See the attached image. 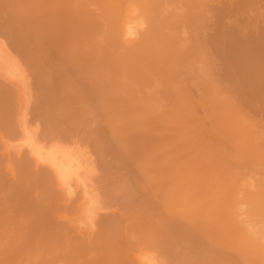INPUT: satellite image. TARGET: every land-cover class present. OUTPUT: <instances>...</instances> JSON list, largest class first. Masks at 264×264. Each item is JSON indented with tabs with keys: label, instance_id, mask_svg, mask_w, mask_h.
Returning a JSON list of instances; mask_svg holds the SVG:
<instances>
[{
	"label": "bare ground",
	"instance_id": "bare-ground-1",
	"mask_svg": "<svg viewBox=\"0 0 264 264\" xmlns=\"http://www.w3.org/2000/svg\"><path fill=\"white\" fill-rule=\"evenodd\" d=\"M27 1L30 2V0ZM203 1L204 2L210 1L209 2L210 5L211 3L213 5L215 2H217L219 5L214 4L213 6L218 5L217 6L218 8L213 9V6H211L212 8L210 7V10L212 9V11L213 10L218 11L221 14L223 13L222 11L227 7V6H223V4L221 5V2L220 1L218 2V0L216 1L213 0L212 1L211 0H202V1L200 0H32L31 2H35V4L34 3L30 4L31 2L30 3L27 2L25 6H27L28 8L26 7L22 8L21 6L18 7L19 8L18 10L17 7L15 8L16 9L15 12L18 11L17 13H15L18 14L16 15V17L22 14L21 16L23 17L24 16H27L26 18L30 17L28 18V20L31 19L30 21H32V18L35 19V21L33 20L34 21L33 23L37 25V31L35 29L32 30L33 32L32 31L31 32L32 33H34V31L37 32L34 33V36L35 34L37 35L36 37L37 44L41 43L43 38V33L45 32V29H47L45 33L47 34L50 33V34L48 35V37L44 39L45 42L47 41L49 42L46 43V45L48 46L50 44L49 46H52L53 44L52 46L53 48L51 47V50L54 51L55 49L56 55L61 56L60 59L62 58V62H60L59 64V61H57L59 58L56 57V55L54 54L55 52L54 53L52 51H50L51 53L48 52L49 54L52 55V56L50 55L51 57L49 56L51 58V63L55 64L57 62L58 64V66L57 64L55 65V69H54V72L57 71L59 72V73L57 72L58 76L56 75V73H51V71L49 72L47 71L48 74L50 73L52 74L54 78L53 79L51 75L48 78L47 73H45L47 76L43 75V73L46 72L44 70L46 69L50 70L48 69V67L49 65H51V63L44 61V59H46V57L45 58L43 57L44 55L41 57L40 55L35 56L36 57L35 59H38L36 60V62L38 63L37 68L39 70L41 68V70L39 71L40 78L43 77L42 79L46 80L47 82L48 79H51V82L54 80L52 84L49 81L51 87L47 84V86L51 88V91L48 90L47 93L50 92L49 94L53 95L55 99L56 98L60 99L59 103L57 99H56L57 102L55 101L56 105L58 104L57 107L55 105V107L58 108V109L55 108L56 109L55 114L58 117L54 115V119H56V121L59 120L58 121L59 123L60 122L59 113L63 115L62 112H64L66 115L67 110L70 109L71 111H68V116L71 115L70 114L71 112L72 114L77 112L78 113L80 112L79 114H81V111L83 115L84 110L87 111L90 116L92 112H90L89 109H91V111H93L94 109V111H96V114L94 113L95 115L93 117L89 118L87 117L88 113L87 114L85 113V115L87 116L83 115V117L84 119L87 117L86 120H83L82 115L78 116L80 117L79 120L78 117H75L76 114L73 115L74 116L73 118L74 120H76L77 123L78 121H80L78 125H80V123L84 121L86 123H91V124L94 123L102 124L101 122H103V124L108 126L110 132L113 130L112 131L113 133L115 132L114 129H119L118 127L120 126L119 129L120 131L118 132L122 133V130L124 129L123 133L125 132L124 134L128 136V137L126 136L128 143L130 144L132 143L133 146L137 144V146H134L136 147V149L132 148L133 147L132 146L130 150H126L125 152H123L122 150L121 151L115 150L114 152L117 154L122 153V155H125L127 158L129 157L128 159L133 158L134 155H136V157L138 156L139 158H144L143 160L146 161L144 167H142L143 169L142 171L144 172L142 173L145 174V176L147 177L148 194L152 195V196L149 195L150 204L152 208L150 209L149 212L150 214L149 218L147 217L148 219L138 220V221L137 219H135L134 222L132 223L124 222V224L122 223L121 226L119 223V226L123 228L122 229L123 232L121 231L122 232L121 234L120 231H118L119 227L117 226L116 228H113L114 230L118 229L117 231L120 233L118 236L120 237L118 239L114 231L112 233L113 235H115L114 238H116L117 240L116 239L114 240L113 237H110L112 241L108 239L109 237L103 238L98 236L94 240L95 237L93 238L92 236H91L92 238L87 239V237L85 238V236L82 238L80 234L79 235L75 234L76 237L77 236L81 237V238L78 237L80 238V240L76 238L78 242L80 241V243H78L74 238L75 235L73 234L74 233L73 230L72 233H70L71 231L67 232V229L65 227L66 225L62 227L63 228L62 230L58 228V230L60 231L58 230L57 231L60 232L58 233L60 236L61 235L63 236V234H61L62 232L65 234V236L66 235L67 237L69 236V240L72 238L69 241L67 237L65 238L63 237L64 238L63 240L65 241L64 245L65 246L67 245L66 249H69L68 246L69 243L68 244L66 243L68 241L71 243V245L69 244L70 248L75 249V250L72 249L73 251H76L74 253L78 254V252L79 253L81 252L78 255L81 254L83 255L84 253L83 256L81 255V258L84 257V259L80 260V262L83 260L87 262L83 261L82 264H134L135 262L133 263V261L134 260L136 261L134 257L136 256L135 253L137 250L140 252L148 251V250L155 252L154 250H158V252H161L159 253L160 255H164V257L168 261L173 260L174 264H176V262L177 264H181V263L182 264H264V253L259 252L258 250L260 241L257 238V236L251 233L252 229L245 220L244 217L245 209H243L242 207L243 205H246L245 203L242 205L243 202H248L250 208L253 211L258 212L264 210V72H263L264 68L262 67V69L261 68L259 69L260 66L258 65V63L257 65L259 67L255 64L251 65V67L248 65L250 69L246 67L247 65L244 64L243 58H245L244 56L247 53L246 51L247 48L249 49V47H247L248 45H246V48L244 49L245 55L242 57L240 55H242L243 51L241 49L243 48H240L241 52H239L238 50H236L237 46L235 45L236 48L233 50L234 47H232L233 46L232 44L228 47L229 49L228 50L226 49L227 47L225 46V44L221 43L224 45L222 46L223 48H225V50H228L232 54L234 52L233 55L231 54L232 60L237 61L236 58H238L239 56L241 57L244 65V67L243 65H241V67L243 69L247 68L246 69L247 72L245 71L246 73H242V71L244 72V70H241V67H239L241 63H238V69L241 71L239 72V70L236 69L239 73L235 71L233 65H232L233 68H231L229 66L230 64L228 63V65L225 64V67L223 65L221 66L224 69L222 68L223 75L220 74L221 71H219V69L217 68L218 66L216 65L217 67H215V64H213L216 62V60L214 62L213 61L214 59H212V57L216 55L215 53H217L218 51L217 49H219V46L217 48L216 45H218L220 43V39L222 41L223 38V34L220 33L222 35V37L220 38V36H218L219 34L216 33L217 34L216 35L215 32L217 31V29L218 32L224 31V29L223 31H219L220 28L221 29L223 28L222 25H220V23L222 24V22L224 21L222 19L221 20L222 22H220L219 24L215 23L216 26L218 25V27L220 25V28L215 27V25H213V29L215 27L216 31L215 32L212 31V33L210 32L209 34L211 35L214 34V35L211 37L210 35H207V37L209 36V39H205L206 36H204L205 38L202 36L204 33L201 35L200 34L201 31L197 28H199L198 26L201 25L203 26L204 25L203 21L205 22V20H207V22L210 20L212 21V16L210 17L209 13H207L208 9H204L207 12L203 11L202 8H205V6H207V4L206 5L205 3L203 4ZM237 1L240 2L239 0H236L235 2L236 4ZM246 1L247 0L242 1V4L246 3ZM251 1L253 0H250L249 2ZM257 1L255 2L256 4L255 3L252 4L257 6L258 3ZM199 2L202 3L200 4ZM232 2L234 3V0H232ZM176 3H178L179 5L178 4L176 5ZM235 3L233 4V6L235 5ZM133 4L134 5L137 4L136 5L137 7H133ZM173 4H175L176 8L178 6L182 9L180 8L176 9L174 7L171 10L168 9L167 11L166 9L164 11L163 8H167L170 5L172 6ZM199 4L201 6L202 5L205 6L201 7ZM30 5L32 6V8ZM131 5L133 8H137V9L139 6V8L141 9V14L146 13L151 17L150 19V17L148 16V20H150L151 22L150 25H149V21L143 22L145 23V25L148 24L147 26L144 25L145 29L143 28H142L143 30L141 29V31L143 32L140 31L139 33L135 30H132L130 25L129 27L127 26L128 30H126V27L123 26L124 19H122V14L125 13L123 11H125L128 8L130 9L129 6ZM196 5L199 6L198 8L200 10H202L201 13L203 14L205 13L204 15H206V17L210 20H208L207 18H203V14L201 13H200L201 17L200 14L197 15L199 17L196 16L193 17L194 13L197 11L196 9H198ZM238 5H236L237 8L239 7ZM220 6L223 7L224 9L221 10ZM236 6H234L235 9H233L234 7L230 8L232 9V12H230L231 16L232 15L234 16L235 14L234 11L237 10ZM194 7L195 10L193 9ZM6 8L10 9L8 7ZM20 9H24V10L30 9V10L29 11L27 10V12H24V10H22L23 13L20 12L21 13L20 14L19 13ZM178 9L181 11H179ZM142 10H144V12H142ZM210 10L209 12H211ZM227 11H231V10L228 9ZM153 12L155 14H153ZM224 12L225 15L227 12L226 11ZM11 13L13 14L14 12ZM215 13H213L214 15L213 18H215ZM219 13L216 14L217 17L218 18L220 17V19L223 18V16L220 15ZM124 15L125 14H123V16ZM227 15L226 18L229 16ZM144 16L145 14L143 15V21H146L147 15L146 18ZM256 16L263 17L261 13L260 15L258 14ZM23 17L21 18L19 16L18 19L20 18L22 20ZM129 17H134V16L132 15ZM237 17L238 16H236L235 18L237 19ZM226 18L224 20H226ZM253 18L258 21V19L255 16ZM125 20L127 21V17L125 18ZM216 20L217 18L213 21L218 23V21ZM211 21L210 23H212ZM237 21L241 22V19L240 20L237 19L235 20V22L232 23L230 22V24L228 23V25H230V30L227 31L232 33L231 28L240 23V22L238 23ZM208 24L209 22L206 24V26L211 25ZM31 26L33 25L31 24ZM141 26L143 27V25ZM241 26H237V27L240 28ZM180 27H185L186 30L184 31L183 36H185V39H187V43L189 41L188 44L182 43L184 44L183 46L185 47H182L180 42L181 40L177 39L180 38L178 36H181V34H179L181 32L179 31L177 32L178 30L177 28L181 30ZM228 27L225 28V30L229 29ZM209 28L210 27H208V29ZM32 29H34V26L32 27ZM236 29L238 28L235 27V30L233 29L235 31V32L233 31L234 34L237 33L239 30L240 32H242L241 29L237 30L236 32ZM47 31L50 32L48 33ZM227 31H226L227 35H225L224 32V37L225 36L228 37V35L230 34ZM240 32L238 33L242 35V33ZM19 34H21L22 36V31L19 32ZM234 34L233 37L236 36V34L235 35ZM215 35L217 36V38H219L218 40H216L217 38H214L216 37ZM230 37H232V35ZM236 37L234 38L236 39ZM210 38L212 40V43L215 41L213 47L214 51L217 50L215 53L213 52V50H210L211 47L208 46L207 42L210 41ZM241 38L236 40H239V42L242 40L244 41L245 38L243 37L242 40ZM185 39L184 42H186ZM177 40H180L178 41V44H177ZM233 41L235 43V40ZM243 41L241 42V44L244 43ZM252 41L254 42V40ZM226 44H231V43L226 42ZM46 45H44L43 43L42 45L40 44L41 49L39 48L38 45L34 47L36 48L38 47L37 49L38 50L40 49L39 52L40 53L42 52L41 54H43L44 50L43 51L41 50L43 49V47L47 48ZM258 45H259L258 48H260V44ZM239 46L240 45H238V47ZM255 46H257V44L251 47L252 53L257 52L255 50L254 51L252 50L253 48H255ZM262 46L264 47V45ZM263 47L262 49L260 48L261 50L259 49L260 51H262V53L264 52ZM258 48L256 50H258ZM48 49L46 50L48 51ZM231 49L233 51H230ZM211 51L212 53L215 54V55L213 54L212 57H211L212 54ZM199 53H201L200 55L203 59L200 58V60L198 61L197 59H199V57L193 55L195 54L198 55ZM236 53L237 56L239 54L238 57H235ZM249 54L251 56L250 57L251 59L247 57L249 56ZM257 54L259 53L257 52ZM257 54H255L256 56L254 57V54L251 55V52L248 53L246 55L247 61L244 59L245 62H247V64L249 63L252 64V62L255 63V61L257 60L256 57L260 56V54L259 55ZM54 56L56 59H54ZM253 57L255 61L253 60ZM262 57L263 55L261 54L260 60L262 59ZM39 58H42L43 60ZM175 58H177L178 60L177 59L175 60ZM190 58L192 59L195 58V61L199 62V64L198 63L194 64L193 61L190 65L192 67H190L188 65L189 62L187 61V60L190 61L191 60ZM257 58H258L257 61H259V57ZM49 59L46 60L50 61ZM226 59L225 61H228ZM239 60L240 59L238 58L237 62H241ZM38 61H44L45 63H49V65L47 66L45 64L44 65L41 64L42 65L41 66L39 64L44 62L39 63ZM201 62L204 63L205 68L208 66L206 64L212 65V69L211 66H208V68H206L207 70L204 71L205 68L203 65H201L202 64ZM61 64H63L61 67L64 69L62 70V75L60 74L61 72L60 69H62L60 68ZM192 64H194V66ZM221 64H223V62ZM195 66L197 67L202 66L200 67V70L203 71L200 72H202L204 75L201 74V77L198 76L196 77L198 68L196 67L195 69ZM43 67H45L46 69ZM49 68L53 70L54 67L53 65H51ZM58 68L59 70H57ZM41 72L43 73L40 74ZM237 74L238 75L240 74L239 77ZM55 75L57 76L56 78L54 77ZM218 75H221L222 77L223 76L225 77L226 75L227 80L228 77L229 80L231 79L235 80L234 84L233 83H231L233 85L227 84L228 86L222 85L220 83L222 80ZM241 75H243V77H240ZM203 76L205 77L202 78ZM196 78L197 79L199 78V80H197ZM41 83L44 84L43 81ZM243 85L246 87H243ZM49 87L46 88L49 89ZM4 88L5 87H3L2 89ZM246 88H248V90ZM195 91H198L199 95H197ZM0 96L1 98L6 96L8 97L6 93L5 95L0 94ZM12 99L14 100V97ZM165 99H167L168 101L164 102ZM49 101L50 100H48V102ZM63 105L66 108L64 107L63 109L60 108ZM68 106L70 107V109L67 108ZM39 108L40 107L38 106V109ZM57 110L58 111L60 110L61 112L59 111L58 113ZM201 111L204 113L202 114ZM4 112H6V110H4ZM65 115L61 116L60 118L65 119L66 118ZM2 117H0V121ZM55 117H57L58 120ZM48 118L51 119L53 118V116H50ZM69 118H66V123L68 124H65L64 122L65 120H63L64 123H60V125H55L57 124V122L55 123L54 120L51 119L53 120L52 122L55 123L54 124L55 127L58 126L59 129L57 127L58 129L57 130L52 124V126H50L49 128V131L52 130L53 128H54L53 131L56 129L57 131L56 130L54 131L55 138H57V140L59 141H61L59 138L63 139L64 136H65L64 139H67L68 137L69 140L70 138L72 140L74 137H76L75 135L73 136L71 132L70 134L68 129L65 130V128H62L64 126L61 127L62 124L63 125L65 124V127L67 125L68 126L73 124L77 125V123L73 120L72 116H71V120L67 122V119ZM72 120L74 121V123ZM2 124L5 125V123L0 122V127ZM121 127H123L122 130ZM185 127L188 131L185 129ZM0 130L2 131L1 128ZM53 131L52 133L48 132L51 133V136L48 135L49 139L53 137L52 136L54 135ZM101 132L97 134L100 136L102 135ZM4 136L5 135H3V137ZM56 136L58 137L60 136V137L58 138ZM55 138H51V139H55ZM134 141L135 144H133ZM53 151L51 152L52 154H54ZM55 154L57 153L55 152ZM69 158H71L70 155ZM43 160H45V158ZM57 161L56 158H53L52 164L56 166ZM62 163L65 162L63 161ZM19 164H21V162ZM73 168H77V166L75 167L73 165ZM9 170L10 172H12L13 168L10 167ZM66 171L67 168L65 169V173L68 172L70 174L71 172V170H68L67 172ZM12 174L14 175L15 171ZM55 174H56L55 176L57 177L58 176L57 173ZM35 175L34 178L30 176H28V178L29 177L31 179L33 178L34 181H36L35 179L38 176L37 179L40 180L43 179V181L41 180L42 183L47 182L45 176L41 175L39 178V175L37 174ZM18 176L20 177L18 178ZM64 176L62 175L61 178H63ZM13 177L15 178V175ZM21 177L23 178L21 174L16 175V178H18V180L20 179L22 180ZM18 180H14V181H18ZM4 181L6 182V179ZM12 184L17 185L16 182ZM35 189L37 190L36 187ZM52 195L53 194L51 193V196ZM10 196L7 195V197ZM7 197L5 196L6 200L8 201ZM13 197L14 196H11L12 200ZM37 198L39 199V197ZM117 199L119 198L117 197ZM47 200L49 199L47 198ZM116 200L114 199L113 203H115ZM20 202L21 201L18 202L19 205L17 206H20ZM116 203L123 204L124 207L121 208L122 209L125 208L126 210L128 208L130 209L131 208L130 206L133 205V203L130 200H127L126 198L119 199L116 201ZM37 204L39 205L40 203ZM62 204H64L67 207L68 204L70 203H68L67 201V204L65 203ZM23 205L24 203L23 204L21 203V207ZM56 205H49L50 207L49 208L47 206V203L46 204L44 203V206L48 207L46 208L47 210L45 212L48 213L49 210L53 212L56 210H63L65 207L64 206L63 209H61L62 206H58L59 204ZM6 206H8V204ZM39 206L36 205V207H39L41 211L45 210L43 203L40 204ZM51 206H54L53 207L54 209L51 208ZM18 208L20 210V207ZM156 209L163 210L161 213L157 214L158 217H154V215L157 216L156 213H153V211H155ZM65 213L66 211L64 212V214ZM120 213L119 215L122 216L123 215L122 211H120ZM64 214L63 215L61 214L59 218L65 219L66 215ZM38 215H40V213ZM105 215L106 212L101 214V216H99V219L102 224L105 221ZM55 218L57 219V217ZM40 219L42 220V218ZM116 220H117V215L116 213L112 212L108 221L116 222ZM98 223L100 224V222ZM67 233H70L71 235L70 234L68 235ZM58 234L57 236H59ZM60 236L57 237L59 240H60ZM21 237L22 235L20 236V238ZM81 239L83 240V242H81ZM84 239L85 240L87 239V242L84 241ZM9 241L11 240L8 239V242ZM24 242L25 240L23 241V243ZM23 243L19 246H23L24 245ZM13 245L15 244L13 243ZM27 246H29V244H27ZM27 246L25 244V246H23L21 249L17 246L19 248L18 250L16 249L17 247L14 248L12 246L13 247L12 249V247L10 248L8 245L6 246L5 244L6 247L4 248L5 252L8 247L9 252L10 253L12 252V254L7 253L8 255H6L5 252L4 255L1 254L2 260L0 259V264H11V263L14 264L11 261L14 259L15 255H18V253L20 254V252L24 251V249ZM39 249L41 250V248ZM66 249L65 247H63L62 250L66 251ZM0 251H2L1 248ZM16 251L19 252L16 253ZM56 251L57 250H55V252L53 253L51 252L52 253L51 256L49 254L51 258L48 256L49 259L45 261V264L47 262L49 263L50 261L58 262L59 259H60L59 261H62L64 257H66V260L64 259L65 261H69L67 264H77L75 263V261H77L74 260L75 258H71V259L69 258L70 260H67L68 254L66 252L70 253V251L67 250L65 252L66 254L64 252L62 253L60 250H58L57 252ZM90 252H92L91 254L95 252L94 257L92 256L93 258H91V260L90 258L88 259L85 256V254H87V256L91 255ZM54 253L56 254L54 255ZM64 254L67 256H64ZM146 254L145 256H147ZM78 255H76L77 258L80 257ZM3 256L6 257L3 258ZM69 256H72V253L69 254ZM76 256L74 254L73 257ZM137 256L139 255L137 254ZM142 256H144V254ZM164 257L162 258L165 259ZM15 258L18 257L16 256ZM44 258L46 259L47 257ZM21 259H22L21 261L24 262L23 258ZM29 260L30 259L28 258V261ZM64 260L63 262H65ZM21 261L19 263L17 261L16 264L25 263V262L22 263ZM163 261L165 262V260ZM36 262L33 264H36ZM166 263L167 262H165V264ZM26 264H30V263H26ZM37 264H39V262Z\"/></svg>",
	"mask_w": 264,
	"mask_h": 264
},
{
	"label": "rangeland",
	"instance_id": "rangeland-1",
	"mask_svg": "<svg viewBox=\"0 0 264 264\" xmlns=\"http://www.w3.org/2000/svg\"><path fill=\"white\" fill-rule=\"evenodd\" d=\"M31 1L32 0H30V2ZM200 1H202V0H200ZM213 1H216V0H213ZM219 1L221 2V5L223 4V6H227V7L229 6L228 8L227 7L225 8L226 10L223 7L220 6L221 7V10L224 9L222 11L223 12L222 14L219 13L218 11H215V10L212 11V9L210 10V7L211 6H213L214 4H218L217 2H215L213 5L211 3V5H210V3H209L210 1L209 2H207V1L204 2L203 1V4L205 3V5L207 4V6H209V7H207V6L204 5L205 8H202V9H203L204 12H207L204 9H208V12L207 13H209L210 17L212 16V21L210 19H208L206 17V15H204L205 13L204 14L201 13L202 10H200L198 8L199 6H197V5H196L197 8H198V9H196L197 11L196 12L194 11L195 10V7H194L193 8L194 9L193 11L195 13H194V15L192 14L193 17L194 16L199 17L197 15H199L201 13V14H203V18H207L212 23H214V24H212V23H210V21H208L209 22L208 25L211 24L212 26L211 25L210 26H206V24L208 23L207 20H205V22H207V23H205L203 20H200V21H203L204 25L202 26L200 24L202 27L201 26H198L199 28H197V29H199L201 31V33H200L201 35L204 33L202 36L203 37L206 36V38L204 37L205 39H209V36L207 37V35H210V37L213 36L214 34L211 35L209 33L210 32L212 33V31L215 32L216 31L215 27H218V25L216 26V24H219L220 22H222L221 21L222 19L224 21V22H222V24L220 23V25H222L223 28L221 29L220 28V25L218 27V28L221 29V30L219 29V31H223V29H224V31L223 32H218V29H217V31L215 32V34L216 33L219 34L218 36H220V38L222 37L221 34H223V38H224V39L222 38V41L220 39V43L218 41L219 44L216 45L217 48L219 46V49H217L218 51L215 49L217 51V53H215L216 51H214V48H213L214 47V42H215L214 40L215 39L213 40L214 41L213 43H212L211 38H210V41L208 40L210 43L207 42L208 43V46L211 47L210 50H213V52L216 54L215 55L211 51V53H212L211 54V57H212L213 54L215 55V56L212 57V59H214L213 60L214 62L216 60V62L213 63V64H215V67L218 66L217 68L219 69V71H221V73H220L221 75H223L222 73H223V69H224L221 66L223 65L225 67V64L228 65V63L230 64L229 66L231 68H233V67L235 68V71L237 73H239L241 70H244V72L242 71V73H246L247 72V70H246L247 68L246 67H248V65L251 67V65H253V64L257 65V63L260 66L259 67L257 65L259 67V69L260 68L262 69V67L264 68V54H263L264 52L262 53V51H260L262 49V47H263L262 45H264V25H263L264 24V0H261V1L260 0L257 1L256 0L258 2L257 3V6L252 4V3H255L256 2L254 0H253L254 2L253 1L249 2L250 0L249 1L247 0L246 3H243V4H242V1H244V0H239L241 3L237 1V4L235 3L236 0H234V3H235L234 6L238 5V3H239V5H238L239 7L237 8V6H236V9L238 11L237 10L236 11L233 10L234 13H235L234 16L233 15L232 16L230 15V12H232V9H230V8H233L234 7L233 6L234 3L232 2V0L231 1L230 0H222V1L221 0H218V2ZM27 2H29V1H27V0H0V6L2 7V8L0 7V9H2V10H0V89H2L3 87L6 88V89L5 88L2 89L4 91L0 90V92H3V93H0V94L1 95L2 94L5 95V93H6V95H8V97L6 96L7 98L6 97H2L3 99L0 96V107H1L0 108V117L3 116L1 118V121L0 122L1 123H5V125L2 124L1 127H0L2 129V131L0 130V134H1L0 135V159L2 158L0 160L1 161L0 162V173H1V176H0V179H1V181H0V223L2 222L1 223L2 226L0 225V227H1V229H0V246L2 245L0 247L1 250H2V251H0V259L2 260L1 254L4 255V252H5V249L4 248H6L5 247V244H6V246L8 245L10 248L12 246L14 248L18 246L20 249L23 246H25V244H26V246H27V244H29V246L26 247L27 250L25 248L24 251L20 252L21 255L19 253H18L19 256L18 255H15V257L17 256L18 258H15L14 257V259L11 262H13L14 264H16V262L18 261V263H19L22 260L21 258H23V260H24L25 263L22 262V261L21 262L24 263V264H26V263H30V264L32 263L33 264L36 261H38L39 264L41 262H42L41 264H45V261L47 259H49L48 258L49 254L51 256L52 253L55 252V250H57V251L60 250L62 253L63 252L65 253L67 250L70 251V250L73 249V248L72 249L70 248L71 243L68 242L66 239H65L67 241L66 243L67 244L68 243L70 244V245L68 244L70 250L69 249H66L67 248L66 247L67 245L66 246L64 245L65 244V241L63 239L65 237H67V235L65 236V234L62 233V232H61V234H63V236L62 235L60 236L58 234V233H60L58 231L62 230L63 229L62 228L63 226L66 225L65 227L67 229V232H70L71 231L70 233H72V230H73V232H74L73 234L74 235L75 234L76 235H79L80 234L82 236V238L84 236H85V238L87 237V239L88 238H92V237L94 238L95 237L94 238V240H95L96 237L100 236V237H103V238L109 237L108 239H110V237H113V239L115 240L116 238H114V236L116 235V237H118V239H119L120 236H118V235L120 233L122 234V232H123L122 231L123 228L120 227L122 223L123 224H124V222H126V223H132V222H134L135 219H137V221H138V220H146V219L149 218V216H150L149 212H150V209L152 208L151 207V204H150V196H152V195L151 194H148V191H147V182H148L147 181V177L145 176V174H143L144 172L142 171L143 170L142 167H144L145 162H146V161L143 160L144 158H139L138 156L136 157V155H134L133 158L128 159L129 157L127 158L125 155H122V153L121 154H117V153L114 152L115 150H119V151L122 150L123 152H125L126 150H130L131 147L133 146L132 143L131 144L128 143V141H127V137L128 136L124 134L125 132L123 133V131H124V129L122 130L123 127H121L122 133L121 132H118V131H120L119 130L120 129V126L118 127L119 129H114L115 132L113 133L112 132L113 130L110 132L109 129H108V126H106L105 124H103V122H101L103 125L100 124V123H98L99 124L98 125L97 123L91 124V123H86L85 121L84 122L81 121L83 124L80 123V125H78L79 122H80V121H78V118L80 120V117H78V116L82 115V111H81V114H79L80 112L79 113L77 112L78 114L77 113H73L72 114V112L71 113L69 112L71 115L68 116V111H71V109H70L69 106L67 108L70 109V110H67V114L66 115H65L64 112H62L63 115H61L59 113L60 110L59 111L57 110V112L59 113V119H60V122L58 123V121H59L58 118H57L58 116L55 114V112H56V109H58V108H56L57 105H58V104L56 105V102L58 100V103H59L60 102L59 101L60 99H57L56 98L57 99L56 100L53 95H50L49 94L50 92L47 93L48 90L51 91V88L50 87H51V84L54 81L53 80L54 78H53V76H52L51 73H56L57 76H58V73H59L57 71V70H59V68L57 70H55L58 73L57 72H54L55 65L57 64V62L55 64H52L51 63V58H50L52 55L49 54V53H51L50 51H52L51 50V47L53 46V44H52V46H49L50 45L49 44L48 45L49 46V49H48V46L46 45V43H49L47 41L48 38L46 39L47 42H45V40H44L46 37H48V35L50 34L49 33L50 31H47L49 33V34H47V33H45L47 29H45V32L43 33V38H42L41 43H39V44L36 43L37 42L36 41L37 35L35 34V36H34V33L37 31V25L35 23H33L35 21V19L32 18V21H30L31 19L28 20V18H30V17L26 18L27 16H24L25 17L24 18L23 16H21L22 15L21 13H23L22 10H24V9H20L19 10V13L21 12L20 13L21 15H19V16L21 18L23 17L22 20L20 18L18 19L19 16L16 17V15H18V14H15V13L18 12V11L15 12V10H16L15 8L16 7H17V10L19 9L18 8L19 6H21L22 8H25V7L28 8L27 6H25ZM29 3H28V5H29ZM32 3L35 4V2H31L30 4H32ZM177 4L178 3H176V5ZM136 5L137 4H135V5L133 4V7H137ZM218 5L213 6V9L214 8H218L217 7ZM241 5H243V6H241ZM247 5H248L249 8L247 7ZM172 6L170 5L169 7L163 8V9H164V11L167 9V11H168V9L171 10L174 7L176 8L175 4H173ZM204 6L202 5L201 7H204ZM231 6H233V7H231ZM6 7L10 8V9H7ZM129 7H130V9L129 8L126 9L128 12L126 10L123 11V12H125L123 14H125L126 16L125 15L123 16V14H122V19H124L123 21H124V24H125V25L123 24V26L126 27V30H128L127 26L129 27V25H130L131 28H132V30H135V31H137V32L140 33V31H141L142 28L145 29L144 28L145 23H143V22L149 21V25H150L151 22H150V20H148V16L149 15L146 14V13H142L143 15L145 14V16H144L145 18H146V15H147L146 21H143V15L141 14V9L139 8V6H138V9L137 8H133L132 5L129 6ZM5 8H6V11H5ZM31 8H32V6H31ZM132 8H133V10H132ZM177 8H180V7L177 6ZM136 9H137V11H136ZM180 9H182V8H180ZM228 9L231 10V11H227ZM233 9H235V7ZM246 9H247V11H246ZM25 10H24V12H27L28 9H25ZM209 10L211 12H209ZM179 11H181V10H179ZM224 11H226L229 16L227 15V13L224 15V13H225ZM11 12H14V13L12 14ZM136 12H137V14H136ZM142 12H144V10H142ZM161 12H163V11H161ZM212 12L213 13L217 12V13H215V18H213L214 15H213ZM218 13L220 15H222L223 18H221V19H220V17L218 18L217 15H216ZM239 13H240V15H239ZM260 13H261V15H263V17L262 16H259V17L256 16L258 14L260 15ZM153 14H155V13L153 12ZM201 14H200V17H201ZM132 15L135 18L134 17H129V16H132ZM220 15H218V16H220ZM226 15L228 16L227 18H226ZM251 15L253 17L255 16L258 19V21L255 20ZM224 16H225L226 20H224L225 19ZM236 16H238L237 17L238 20L241 19V22L240 21H237L238 23L240 22L239 23L240 25L239 24L238 25H235L233 23L235 26L233 25L234 27H232V25H231V27L234 30H235V27L238 28V29H236V32H237V30L241 29L242 32H240V30L238 32L242 33V35L237 32L239 35L237 33H235L237 37L236 36H234V37H236V39H240L241 37L242 38L244 37L245 38L244 41L241 38V40L244 42L242 44H241L242 41L239 42V40H236L233 37V34H234L233 31L234 30L232 28H231V30H232V33L233 34L231 32H229V31H227V30H230V25H228V23L230 24V22L231 23L232 22H235V20H237L235 18ZM31 17H33V16H31ZM126 17H127V21L125 20ZM216 18H217L216 21H218V23L215 22V21H213ZM234 18H235V20H234ZM150 19H151V17H150ZM230 20H232V21H230ZM256 23L258 24V27L259 28L257 27V24ZM31 24L34 26V29H32L33 26H31ZM223 24H224V26H223ZM243 24H244V26H247V27H244ZM141 25H143V27ZM147 25H145V26H147ZM213 25H215L214 29H213ZM35 26H36V28H35ZM225 26H227L229 29H226L225 30V28H227ZM237 26H241V27L239 28ZM200 27H201V29H200ZM208 27H210V28L208 29ZM256 27L258 28V30H257ZM136 28H137V30H136ZM35 29H36V31H34V33H32L33 32L32 30H35ZM177 29H178L177 32L178 31L181 32V33H179V34H181V36H178L180 38H177V39H180L181 41L180 40H177V44H178V41H180L182 47H185V46H183L184 44H182V43H186V44L189 43V41L187 43V39H185V36H183L184 35V31L186 29H185V27H180L181 30H179V28H177ZM206 29L208 30V32H207ZM244 29H246V30H244ZM20 30L22 31V36H21V34H19V32H21ZM48 30H50V29H48ZM243 30H244V32H243ZM226 31L229 32L232 35V37H230L231 35L229 34L228 37L225 36L226 37L225 38L224 37V32H225V35H227L226 34ZM141 32H143V31H141ZM32 36H34V37H32ZM182 37L186 40V42H184V39ZM214 38H217V36L214 37ZM218 39L219 38H217L216 40H218ZM233 40H235V43H234ZM252 40H254V42ZM236 41H238V42H236ZM226 42L227 43L229 42L231 44H226ZM42 43L44 45H46V47H47V48L43 47V49L41 50V51L44 50V53L43 54H41L42 52L41 53L39 52V50L41 49L40 44L42 45ZM221 43H224L225 44V46L227 47L226 49H228V47L233 44V46H232V47H234L233 50L236 48L235 47V45H236L237 46L236 50H238L239 52H241V50L243 51L242 52V55H240L242 57L245 55L244 49L246 48V45H248L247 47H249L250 50L247 48L246 55L251 52V55L254 54V57H255L256 56L255 54H257V52H258L260 54V56H257V57H259V61H257L258 60L257 57H256V59H257L256 61H255V59L253 57V60L255 61V63L251 61L252 64L251 63L247 64V62H245V60L247 61V57L250 58L251 56H250V54L247 57L245 55L244 56L245 58H243V62L247 66L245 65L246 66L245 67L246 69H243L241 67V65H243V62H242V59L239 56V54H238V56H239L238 57L237 56V53H236V56L235 57H238L240 59L239 61H241V62H237L238 61V58H236L237 61L232 60V57L231 56L234 54V52L232 54V53H230L228 51L229 49L228 50H225V48H223L224 45L221 44ZM34 44L38 45L40 49L38 50L37 49L38 47L37 48L34 47V46H36ZM256 44H257V46H255V48L256 47L258 48L259 47L258 44H260V48L261 49L258 48V50L260 49L258 51V50H256L257 48L256 49L253 48L252 50L253 51L255 50L257 52L256 53H252L251 47H253ZM133 45H135V44H133ZM238 45H240V46L238 47ZM221 47H222V49H221ZM232 47H230V48H232ZM240 48H243V49L240 50ZM46 49H48V51ZM233 50L231 49L230 51H233ZM221 51H222V53H221ZM52 52L54 53L55 52V49ZM218 52L220 53V55H219ZM45 54H46V56H45ZM54 54L56 55V52ZM200 54L201 53H199L198 55L195 54L193 56H198L199 59H197V60L199 61L200 58H202ZM259 54H257V55H259ZM261 54L263 55V57L260 60ZM36 55H40V57L44 55L43 57L44 58L46 57V59H49L50 58L49 59L50 61H48L46 59H44V61L50 62L51 65H53V67H54L53 70L51 69L52 67L49 68L51 66V65H49V63H45L44 61H38V62L39 63L40 62H44V63H40L39 65H41V64L42 65L45 64L47 66L49 65L48 69H50V70H47L45 68L46 67L45 66L43 68L46 69V70H44L46 72H44L42 70L44 73L41 72L40 74L43 73V75H46L45 73H47V71L48 72L51 71V73L50 74L47 73L48 76L47 75L46 76L49 78V76L51 75V77L53 78L52 79L53 80L52 82H51V79H48V82L46 80L42 79L43 78L42 75H41L42 78H40L39 71L41 70V68H40V70L37 68L38 63L36 62V60H38V59H35L36 58L35 57ZM223 56H224V59H223ZM56 57H58L60 59L61 56L56 55ZM226 57H227V59H226ZM228 57H229V59H228ZM42 58H39V59L43 60ZM54 59H56L55 56H54ZM59 59L57 61H59V64H60V62H62V58L60 59L61 61ZM176 59L177 58H175V60ZM190 59L192 61L191 60L190 61L187 60L189 62L188 63L189 66L191 65V63L193 61H194L193 62L194 64H196V63L199 64V62L195 61V58H193L194 60L192 58H190ZM225 59L228 60V61H225ZM174 62H177V61H174ZM222 62H223V64H221ZM238 63H241L240 66H239V67H241V70L238 69ZM194 64H192V65L194 66ZM62 65L63 64L60 65V68H62L61 67ZM186 65H187V63H186ZM201 65H203L204 68H205L204 63H202ZM206 65L211 66V69H212V65H209V64H206ZM232 65H233V67H232ZM57 66H58V64H57ZM197 66H195V69H196ZM208 66L206 68H208ZM186 67H188V66H186ZM190 67H192V66H190ZM200 67H202V66L197 67L198 68V72H197L198 74L196 73V77L197 76L198 77H201V74H203L202 72H200V71H203V70H200ZM243 67H244V65H243ZM250 67H248V68L250 69ZM206 68L204 69V71L207 70ZM236 69H238L239 72ZM60 70H61L60 74L62 75V70H64V69L62 68ZM192 70H194V69H192ZM56 75L54 76L55 78L57 77ZM221 75H218V76L223 81L222 82L220 80L221 81L220 83L222 85H227V84L228 85H233L234 84V81L235 80H233V79L229 80V77H228V80H227L226 79V77H227L226 75H225V77L223 76L224 78ZM239 75H238V77H239ZM204 77L205 76H203L202 78H204ZM240 77H243V75H241ZM45 79H47V78H45ZM41 80L44 82V84L41 83L42 82ZM197 80H199V78ZM49 81L51 82V84H49ZM45 82H47V83H45ZM231 83H233V84H231ZM47 84L50 87L47 86ZM45 85H46V87H49V89L46 88ZM43 87H45V88H43ZM243 87H246V86L243 85ZM8 89H9V91H8ZM246 89L248 90V88H246ZM9 92H12V93H9ZM14 92H15V95H14ZM195 93L197 95H199V92L198 91H195ZM233 93H234V91H233ZM10 94H12V95H10ZM13 97H14V100L12 99ZM8 98H10V99H8ZM48 100H50V101L48 102ZM165 101L167 102L168 100L165 99L164 102ZM6 104H7L8 107L6 106ZM53 105H54V108H53ZM55 105H56V107H55ZM64 105L61 106L60 108H62V109H63V107L66 108L65 107L66 105L65 106ZM38 106L40 107L39 109H38ZM50 107H52V108H50ZM4 110H6V112H4ZM89 110H90V112H92L90 116H89V113L87 111H85V110H84V114L83 115H85V113L86 114L88 113V116L87 115H85V116H87V117L90 118V117H93L96 114V111H94V109H93L94 112L91 111V109H89ZM52 111H53L54 114L52 113ZM3 112H4V114H3ZM146 113H148V112H146ZM201 113L203 114L204 112L201 111ZM1 114H3V115H1ZM9 115H11V116H9ZM54 115L57 116L55 118H57L58 121H56V119H54ZM64 115L66 116V118H69L70 117L69 119H67V122L69 120H71V116H72V118L74 117L73 115H75V117H78L77 118L78 123L73 118V120L77 123V125L76 124H73V125H70V126L67 125L68 127L66 126L67 127L66 128L65 127V124H68V123H66V118L65 119L60 118L61 116H64ZM83 115H82V117H83ZM50 116H53V118H51V119H53L55 123L57 122V124H55L54 122H52L53 120H51L50 118H48ZM86 118L84 119V117H83V120H86ZM2 119H3V121H2ZM8 119H10V120H8ZM63 120H65L64 121L65 124L64 125L62 124L61 127L64 126L62 128H65V130L68 129L69 130V133L71 132L73 134V136L74 135L76 136V137H74L76 139H74L72 136H71L73 138L72 140H71V138L69 140L68 137H67L68 140L67 139H64L65 136H64L63 139L59 138L60 136L59 137L56 136L61 141H59V140H57V138H55V132L54 131L58 127V126L55 127V125H60V123H64ZM74 121H73V123H74ZM52 124L53 125L55 124L54 127L56 129L53 131L54 128L51 127L53 129L49 131V128H50V126H52ZM208 124H210V123H208ZM191 125H193V124H191ZM6 128H7V130H6ZM8 129H9V131H8ZM58 129H59V127H58ZM185 129H186V127H185ZM52 131H53V134L54 135H52L53 137H51V138H55V139H51V138L49 139V136H51ZM101 131H103V132H101ZM48 132H51V133H48ZM99 132H101L102 135L99 136L97 134ZM2 134L5 135V136L3 137ZM45 135H47V136H45ZM43 136H45V137H43ZM46 138H48L50 141L48 139H46ZM51 140H53V141H51ZM64 141H66V142H64ZM133 144H135V141L133 142ZM134 146H137V144H135ZM134 146L132 148L136 149V147H134ZM51 150L52 151L54 150L53 151L54 154L51 153L52 152ZM55 152L57 154H55ZM63 152H65V153H63ZM49 154H51V155H49ZM55 155H56V157H55ZM64 155H66V156H64ZM69 155L71 156V158H69ZM57 157L58 158L59 157L60 158L61 157L62 158L64 157V158L63 159L62 158L61 159L59 158V160H58ZM44 158H45V160H43ZM53 158H56V161L58 160L56 166L52 164ZM45 161L48 162V163H46ZM63 161L65 163L66 162L67 163L66 164L65 163H62ZM74 161H75V163H74ZM18 162L19 163L21 162V164H19ZM17 163H18V166H17ZM58 164H59V166H58ZM63 164H65V165H63ZM73 165L75 167L77 166V168H73ZM10 167L13 168L12 172H10V170H9ZM7 168L9 170V172H8ZM66 168H67V171L68 170H71V172H70L71 175L67 171L66 172L69 175L67 173H65V169ZM49 170H51V171H49ZM14 171H15V174H14L15 175V178H16V175H20L21 174V176H23V178L21 177L22 180L21 179L18 180V178L20 176H18V178H16V179L13 177L14 175L12 173H14ZM72 171H74V172H72ZM55 173H57V175H58L57 177L55 176L56 175ZM22 174H24L25 177ZM35 174L39 175V178H40L41 175L45 176L47 182L44 181L45 183H42L41 180L43 181V179H41V180L40 179H37L38 176L35 179L36 181H34L33 178L36 176ZM27 175L30 176V177H33V178L32 179L30 177L28 178ZM62 175L63 176L66 175V176H64L63 178H61ZM45 177H44V180H45ZM5 179H6V182L4 181ZM14 180H18V181H14ZM13 181L16 182L17 185H15V184L13 185L12 184V183H14ZM34 186L37 188V190L35 189ZM30 189H32V190H30ZM38 189H39V192H41V193L38 192ZM51 193L53 194L52 196H51ZM9 194L11 196H14L13 197V200L11 199V196ZM34 194H36L37 197H39V199ZM7 195L10 196V197H7ZM5 196L8 198V201L6 200ZM62 197H64V198H62ZM67 197H68V199H67ZM117 197L119 199H125L126 198L127 200H130L133 203V205H132L133 207L130 206L131 208L130 209L128 208L127 210L125 208L122 209L124 207L123 204L116 203V201L119 200V199H117ZM9 198H10V201H9ZM47 198L49 200H47ZM113 198L115 200L117 199L115 201V203H113L114 202V199ZM112 199H113V202H112ZM54 200H55V202H54ZM56 200H57V202H56ZM19 201H21L20 202V206H17V205H19V203H18ZM67 201L70 204H68V206L66 207L62 203L67 204ZM15 202L18 203V204H16ZM21 203L22 204L24 203V205L22 207H21ZM37 203H40V204L43 203V206H44V203L45 204L47 203V206L48 207H49V205L59 204L58 206H62L61 209H63V207L65 206L64 207L65 210L64 209L63 210H56L57 212L56 211L53 212V211L49 210V212L46 213L45 211L47 210L46 208H48V207L47 206L46 207L44 206L45 207V210L41 211V209H39V207H40L39 205L40 204L38 205ZM244 203L246 205H243ZM7 204H8V206H6ZM36 205L39 206V207H36ZM242 205H243L242 206L243 209H245L244 210L245 220L247 221V223L249 224L250 228L252 229V232L251 233H253L255 236H257V238L260 241V245H259V249L258 250H259V252L264 253V210L258 211V212L253 211L250 208V205H249L248 202H243ZM18 207H20V210H19ZM53 207L54 206H51V208H53ZM5 210L7 211V213H6ZM60 211H61V213H60ZM65 211H66V213L64 214ZM120 211H122V213H123L122 216L123 217L121 215H119ZM162 211L163 210H161V209H156L155 211H153V213H156V215H157L158 213H161ZM105 212H106L105 221L102 224L101 221H100V219H99V216H101V214H103ZM112 212L116 213V215H117L116 222H110V221H108L109 218H110V216H111V214H112ZM37 213L38 214L40 213V215H38ZM50 213H52L53 216ZM61 214L62 215L63 214L66 215V218L65 219L59 218L61 216ZM38 216L40 218H42V220ZM54 216L57 217L58 220ZM50 217H51V219H50ZM154 217H158V215L157 216L154 215ZM28 221H29V223H28ZM32 221H33V223H32ZM98 222H100V224ZM119 223H120V226H119ZM17 224H19V225H17ZM41 225H43V226H41ZM15 226H16V228H15ZM116 226L119 227L118 228L119 230L118 229L117 230L120 231V233L117 230H114L113 229V228H116ZM122 226H124V225H122ZM58 228H60V230H58ZM111 229H113V230H111ZM114 231L116 233V234L114 233L115 235H113V233H112ZM70 233H67V234L69 235ZM57 234L60 236V240L57 238V237H59V236H57ZM21 235H22V237L20 238ZM24 235L25 236H28L29 235V236L28 237H25ZM54 235L57 236V237H55ZM74 235H73V237H74ZM76 235H75L74 238L75 239L77 238V239L80 240L81 237L80 236H77L76 237ZM78 237H80V238H78ZM15 238H17V239H15ZM8 239L11 240V241L8 242ZM36 239H37V241H36ZM67 239L69 240V236L67 237ZM77 239H76V241H77ZM87 239L86 240L84 239V241L87 242ZM17 240H18L19 243L17 242ZM22 240L23 241L25 240V242L23 243ZM110 241H112V239H110ZM81 242H83L82 239H81ZM13 243L15 245H13ZM22 243L24 245L23 246H19ZM78 243H80V241ZM3 245H4V247H3ZM13 247H12V249H13ZM18 247L16 249L19 250ZM63 247H65L66 251L65 250L63 251L62 250ZM39 248H41V250ZM3 249H4V251H3ZM73 250H75V249H73ZM37 251H38V253H37ZM39 251H40V253H39ZM72 251H70V253L69 252H66L68 254L67 260H70L71 258H75L74 260H77V261H75V263H77V264H80L81 263L82 264L84 260L81 261V262H80V260L84 259V257L81 258V255L82 254L81 255H78L81 252L80 253L78 252V254H76V253H74L76 251H73V252ZM137 251L135 253L136 256L134 257L136 259V261L135 260L133 261V263L135 262L134 264H136V263L140 264V262H141V264H149V263H152V264H165V262H167L169 264H174L173 260L172 261H168L164 257V255H160L159 253H161V252H158V250H154L155 252L149 251V250L148 251H143L144 253L143 252H140V251L137 252ZM13 252H15V251H13ZM17 252H19V251H16V253ZM5 253H6V255H8L10 253L9 250H8V247H7ZM71 253H72V256H69V254H71ZM91 253L92 252H90V254ZM10 254H12V252ZM55 254L56 253H54V255ZM65 254H64V256H67ZM74 254H75V256L78 255L80 257L79 258H77V256L76 257H73ZM137 254L139 256H137ZM143 254H144V256H142ZM145 254L147 256H145ZM83 255H84V253H83ZM94 255H95V252L93 254H91V255H88L89 257L87 256V254H85V256L88 259L90 258V260H91V258L94 257ZM161 256L164 257L165 259H163ZM5 257L3 256V258H5ZM44 257H47V258L45 259ZM86 257H85V259H86ZM140 257H142V258H140ZM28 258L30 259L29 260L30 262L28 261ZM64 259L66 260V257H64ZM59 260H58V262H53V261L51 262L50 261L51 263L50 262L49 263L47 262V263L48 264H67L69 262V261H65V260H64L65 262H63L62 258H61L62 261H59ZM163 260H165V262ZM38 262H36V264ZM84 262H87V261H84ZM176 264H177V262H176Z\"/></svg>",
	"mask_w": 264,
	"mask_h": 264
}]
</instances>
